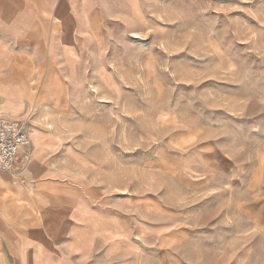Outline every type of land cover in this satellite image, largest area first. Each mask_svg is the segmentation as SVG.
Instances as JSON below:
<instances>
[{"label": "rangeland", "instance_id": "1", "mask_svg": "<svg viewBox=\"0 0 264 264\" xmlns=\"http://www.w3.org/2000/svg\"><path fill=\"white\" fill-rule=\"evenodd\" d=\"M45 11L14 44L27 97L7 109L89 211L88 263L264 264V0Z\"/></svg>", "mask_w": 264, "mask_h": 264}, {"label": "crops", "instance_id": "2", "mask_svg": "<svg viewBox=\"0 0 264 264\" xmlns=\"http://www.w3.org/2000/svg\"><path fill=\"white\" fill-rule=\"evenodd\" d=\"M54 2L57 0H0L1 118L13 120L22 114L7 109L9 88L15 85L13 91L20 90L19 84L10 85V59L25 54L14 44L27 39L29 24L42 25L45 16L48 22L42 9H51ZM30 141L28 149L17 153L13 173L0 177V264H89L90 213L79 205L77 194L67 197L58 191L56 174L43 157L44 139L39 146ZM67 200L69 204H65ZM59 222L70 233L64 250L59 246Z\"/></svg>", "mask_w": 264, "mask_h": 264}, {"label": "built area", "instance_id": "3", "mask_svg": "<svg viewBox=\"0 0 264 264\" xmlns=\"http://www.w3.org/2000/svg\"><path fill=\"white\" fill-rule=\"evenodd\" d=\"M30 146L29 134L22 122L0 117V177L13 173L17 153Z\"/></svg>", "mask_w": 264, "mask_h": 264}, {"label": "bare ground", "instance_id": "4", "mask_svg": "<svg viewBox=\"0 0 264 264\" xmlns=\"http://www.w3.org/2000/svg\"><path fill=\"white\" fill-rule=\"evenodd\" d=\"M74 38V37H73ZM7 61V60H6ZM15 64V63H14ZM8 66V65H7ZM12 88V87H11ZM23 91V93H22ZM27 97V91L24 89H21L19 91H12L10 95V102L12 104L13 108H18L19 105L22 104L24 99ZM26 128H28L27 124L24 121H21ZM30 136V135H29ZM31 139V138H30Z\"/></svg>", "mask_w": 264, "mask_h": 264}]
</instances>
